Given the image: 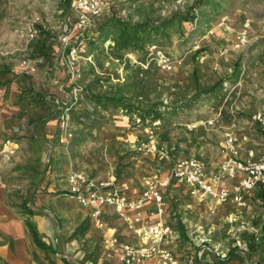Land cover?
<instances>
[{"label":"rangeland","instance_id":"rangeland-1","mask_svg":"<svg viewBox=\"0 0 264 264\" xmlns=\"http://www.w3.org/2000/svg\"><path fill=\"white\" fill-rule=\"evenodd\" d=\"M104 1L108 6L83 36L95 35L98 25L112 15L157 21L174 13H188L197 0ZM75 2L72 0L71 7L64 9L63 0H0V97L18 94L44 100H33L25 116L17 120V131L5 139L29 145L18 154L22 160L15 171L19 187L26 189L31 184L21 181L31 173L39 179L47 173L61 174L76 168L111 173L117 179L149 177L168 170L169 176L163 181H173V167L181 158L221 154L229 128L256 137L263 135L253 113L264 107V0H224V13L209 28L200 27L191 39L173 35L163 49L182 64L171 72L160 70L150 54L142 60V53L127 52L118 59L110 49L111 40L106 42L102 55L95 53L91 59L88 52L83 53L71 63L69 46L85 40L78 38L75 30L79 15ZM225 15L231 20V29L238 32L250 22L249 47L229 50L224 57L217 52L209 55L207 47H202L203 39ZM194 27L185 23L183 30L188 35ZM69 34L68 43L65 38ZM206 55L208 58L203 59ZM222 79L227 80L217 95L202 98L192 109L164 120H143L139 114L122 108L104 109L87 98L119 94L137 109L155 103L178 106L196 90ZM77 87L82 90L77 92L79 100L70 110L67 134L60 115L75 98ZM57 107L59 118L52 122ZM49 125L54 148L47 157L48 149L39 139H47ZM7 155H13V150L2 151L0 157ZM23 201L26 206L29 197ZM228 211L233 212L231 220L211 217L222 229L211 234L210 243L216 244L223 234L226 239L222 245L232 249L234 238L245 232L248 242L261 241L253 254L263 261L264 200L248 198L243 209L230 207ZM253 225L257 227L253 229ZM186 231L193 237L200 234L195 228ZM192 250L196 251L197 246Z\"/></svg>","mask_w":264,"mask_h":264},{"label":"crops","instance_id":"crops-1","mask_svg":"<svg viewBox=\"0 0 264 264\" xmlns=\"http://www.w3.org/2000/svg\"><path fill=\"white\" fill-rule=\"evenodd\" d=\"M237 34L238 30L235 31L233 28L230 30L219 28V31L204 37L202 47H207L209 55L217 52L224 57L227 53L222 55L223 49L236 50L234 45ZM247 47L249 45L245 48ZM209 55H206V58ZM88 57L94 59L95 54L88 53ZM33 100L44 101L37 98ZM33 100L18 94H6L0 97V154L4 150H13V155H7V158L0 157V264H123L106 240L117 237L125 244L142 245L145 241L141 231L157 222H163L172 231L162 243L163 247L171 251L174 256L175 262L169 264H264V260H257L253 254L261 241L258 239L257 242H248L245 232L234 238L232 249L222 245L226 239L223 234L215 241L216 244L210 243L211 234L215 235L216 230L222 229L214 223L215 218L221 216L224 220H231L234 215L233 212L228 211L230 207L238 209L244 207H239L233 200L220 203L210 198L201 199L192 195L189 187L181 181L165 180L162 191L166 205L162 215L157 214V206L154 202L146 204L143 218L139 222L135 221L136 212L133 210L119 211L114 206H106L103 209L102 221L105 223L103 228L97 226L91 208L80 205L68 195L71 187L69 176L72 172L83 173L98 180L111 181L113 188L118 190L122 189V184H127V196L135 199L144 191L147 178L159 176L164 180L169 176L168 170L160 175L156 173L149 177L137 176L130 179H117L111 173L98 174L81 168L68 169L61 174L47 173L39 179H36L38 175L31 173L21 180L31 184L26 189L19 187L18 174L15 171L22 164V160L18 154L28 149L29 145L21 144V146L15 140L5 139L7 135L17 131V120L25 116L27 107ZM53 110L52 114L56 117L52 122H57L59 109L57 107ZM177 123L189 127L186 122ZM50 128L45 133L47 139H39L44 148L48 149L47 157L54 148L50 142V133L53 132ZM230 129L233 128L228 130ZM249 136L252 145L258 148L256 141L262 136ZM224 140L225 135L221 146ZM247 147L243 151L244 157L248 153ZM197 158L203 160L209 172L218 169L225 160L222 153L212 157ZM32 164L33 167L34 163ZM225 184L232 190L238 184V179H228ZM262 188L263 186H260L255 189L258 190L257 195L254 191V195L252 193L254 197L251 195L248 198L258 202L263 200L260 198ZM28 197L29 201L24 206L23 200ZM211 217L214 219L213 222ZM31 225L41 244L36 241ZM251 227L254 229L257 226ZM193 228L200 234L195 237L193 233L192 236L185 234L186 230L193 231ZM193 246H197L196 251L192 250ZM221 246L224 248L221 249ZM143 264H164V262L155 256L145 260Z\"/></svg>","mask_w":264,"mask_h":264},{"label":"built area","instance_id":"built-area-1","mask_svg":"<svg viewBox=\"0 0 264 264\" xmlns=\"http://www.w3.org/2000/svg\"><path fill=\"white\" fill-rule=\"evenodd\" d=\"M108 6L104 0H76L75 9L78 12V21L75 30L81 35L92 29L94 18L99 16ZM217 28L231 29L230 18L222 16L209 34H214ZM250 22H246L236 37L234 49L243 50L249 43ZM35 32L32 33V37ZM70 34L65 41L69 43ZM229 50L223 49L221 54L225 55ZM87 53L86 41L79 40L76 45L69 46V59L71 63L78 60L80 54ZM151 60L160 70L171 72L182 61L171 57L163 48L152 45L149 48ZM206 59V56L203 57ZM81 87L75 89V98L71 104L61 111L60 121L62 128L68 134L70 124V110L79 100L77 92ZM254 122L262 129L263 135L257 143L258 148L252 145V139L247 134H241L233 129L225 133V140L222 146L224 162L214 171H208L203 160L197 157H184L176 162L172 170L175 180L185 183L192 195L201 199H213L220 203H227L233 200L239 207L247 206V199L260 186L264 187V107L253 114ZM213 123V122H211ZM71 135V134H70ZM252 145V147H247ZM247 147V156L243 151ZM228 179H238L234 189H229L225 184ZM71 184L69 198L80 205L92 209V217L96 220L97 226L104 227L102 221L103 209L106 206H114L117 210L125 209L136 212L135 221L143 218L144 209L147 203L154 202L157 206V214L162 215L166 205L163 187L165 182L159 176L149 177L145 181V189L135 199L126 194L127 184L121 185V190L113 188V183L106 180H98L79 172H72L69 176ZM171 228L163 222L150 224L143 228L141 234L145 243L142 245H131L122 243L117 237L106 240L108 246L119 256L123 264H143L152 257H159L164 264L174 263L175 259L171 251L163 247L166 236L171 234Z\"/></svg>","mask_w":264,"mask_h":264},{"label":"trees","instance_id":"trees-1","mask_svg":"<svg viewBox=\"0 0 264 264\" xmlns=\"http://www.w3.org/2000/svg\"><path fill=\"white\" fill-rule=\"evenodd\" d=\"M64 9H69L72 0H63ZM224 0H197L189 7L188 13H174L173 15L161 18L157 21L139 20L133 21L119 15H112L104 18L98 25L96 34L91 36L78 35V38H85L87 52L89 54H103L105 44L111 40L110 49L118 59L123 58L127 52L142 53V60L149 55V48L152 45H158L163 48L164 43H168L173 35L181 39H191L200 31V27L209 28L225 11ZM195 25L194 29L187 35L184 24ZM77 44V43H76ZM74 44V45H76ZM73 45V44H71ZM227 79L218 81L211 87H205L196 90L187 99L181 101L178 106H166L153 104L147 109H137L129 105L125 97L119 94L113 95H87V98L104 109L122 108L129 113H137L143 120L152 121L164 120L166 117L172 118L178 116L185 110L192 109L202 98L217 95L222 89ZM163 108V111H160ZM260 198L264 200V187L260 192ZM35 233L33 225H31ZM36 241L41 244L36 236Z\"/></svg>","mask_w":264,"mask_h":264}]
</instances>
